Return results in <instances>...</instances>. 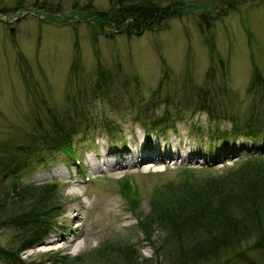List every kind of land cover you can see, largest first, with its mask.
I'll return each instance as SVG.
<instances>
[{
    "label": "rangeland",
    "instance_id": "rangeland-1",
    "mask_svg": "<svg viewBox=\"0 0 264 264\" xmlns=\"http://www.w3.org/2000/svg\"><path fill=\"white\" fill-rule=\"evenodd\" d=\"M113 1L0 0V146L29 142L25 145L34 149L22 158L34 159L35 152L47 151L40 133L45 131L51 142L56 123L73 134L71 146L81 162L76 165L67 152L60 151L36 162L20 179L23 186L56 182L54 195L61 203L48 234L20 253L32 264H124L121 252L130 244L137 264H144L142 259L164 264L163 253L172 249L167 231L150 219L144 234L136 217L144 222L152 200L165 193L161 191L166 185L184 179V169L202 179L233 171L253 154L262 153L264 161L262 132L257 140L209 138L213 129L231 127L232 119L258 121L264 114V0H246L222 14L215 0H154L163 6L185 4L181 15L159 30L108 38L94 32L83 16L87 7L106 10ZM202 7L217 14L209 26L206 21L199 24ZM98 65L113 91L105 99L96 97L101 91H91ZM161 79L157 100L149 99ZM187 85L198 92L209 91L216 110L224 109L223 116L198 110L195 91L171 110L184 115L175 124L176 132L151 136L135 122L138 109L149 118L156 116L166 106L164 94ZM117 124L119 133L104 131L103 127ZM143 143L147 157L130 165L121 161L114 169H93L89 164L102 148H140ZM171 147L176 152L172 157L180 154L181 158L162 156ZM155 150L159 154L151 160ZM126 178L135 186L136 206L120 192L119 183ZM0 225V245L21 247L18 232L9 223ZM77 226L82 228L79 247L62 248ZM257 233H251L244 244L251 247L248 259L260 260L253 246Z\"/></svg>",
    "mask_w": 264,
    "mask_h": 264
},
{
    "label": "trees",
    "instance_id": "trees-1",
    "mask_svg": "<svg viewBox=\"0 0 264 264\" xmlns=\"http://www.w3.org/2000/svg\"><path fill=\"white\" fill-rule=\"evenodd\" d=\"M215 1L220 4L222 9L220 8L218 12L222 14L225 8L238 7L240 2L246 0ZM183 4H185L184 1L163 6L154 0H115L106 10L87 7L88 10L83 18L90 20L88 25L94 32L97 31L98 34L108 38L120 33L132 36L166 26L169 19L181 15ZM199 12L200 26L203 21H206L209 26L210 20L217 18V14L214 16L206 7H202ZM200 28L203 30L202 27ZM254 72L255 76L259 75L256 67ZM161 82L162 79L152 98L149 99L157 100ZM93 90L101 91L96 97L104 99L112 91L111 86L108 85V75L100 65L97 66L96 80L92 82L91 91ZM195 91L198 92L191 89L189 85L180 91L171 89L164 94L166 106L161 112L149 118L142 109H138L137 113L134 112L136 113L134 120L151 134L159 132L163 135L168 130L176 132L175 124L182 117L184 118V115H175L171 110L173 107L180 106L182 101L186 102L190 95L188 93ZM197 95L195 99L199 102V106L195 107L198 110H205L211 116L220 112L223 116L224 109L216 110L210 100L209 91H201ZM72 108L77 113L76 108ZM96 128L97 126H94L92 129ZM103 128L107 134L120 131L118 124ZM89 130L91 128L86 129V131ZM53 132L55 139L51 142L49 138H46L45 131L40 133L42 137L39 140L47 145V151L46 153L35 152L34 159L31 158V160L22 158L34 149L30 144L25 145L29 143L27 138L23 139L27 142L25 144L0 146L2 149L0 151V223H9V226L18 232L22 241V246L18 248H4L0 245V259L4 261V264H32L20 258V253L30 248L31 243L43 239L48 234V229L54 226V220L58 216L61 203L54 195L56 186L54 183H31L23 186L20 181L22 175L45 156L60 151L72 153L73 134L56 123L53 124ZM261 132L264 133V114L258 121L237 122L232 119L231 127H217L210 132L209 138L223 141L237 138L257 140ZM262 155V153L250 155L241 163V167L214 177L197 178L192 170L188 172L184 169V179L176 185L167 184L166 190L161 191L166 194L152 200L150 213L144 216V222L142 223L141 219L136 217L144 234H147V223L150 219L155 220L154 222L167 231L166 241L167 244L171 243L172 249L168 251V254L163 253L164 264H229L230 262L264 264V233L262 232L264 161ZM119 185L120 192L126 196L129 203L133 202V206H136L138 197L135 194V188L133 189L127 179L120 181ZM129 210L133 211L130 206ZM254 232H258L253 246L256 247L260 260L248 259L251 247L244 246L251 237L250 234ZM13 241L16 242L15 239ZM134 248L130 244L122 249L121 253L125 255L124 264H137ZM118 251H121L120 247ZM142 261L144 264L149 263V259H142Z\"/></svg>",
    "mask_w": 264,
    "mask_h": 264
},
{
    "label": "bare ground",
    "instance_id": "bare-ground-1",
    "mask_svg": "<svg viewBox=\"0 0 264 264\" xmlns=\"http://www.w3.org/2000/svg\"><path fill=\"white\" fill-rule=\"evenodd\" d=\"M146 149H148L147 145L144 146L143 148H138V146L136 147H131V148H127V147H122L117 148V147H111V148H104L103 152L99 154V159H90V166L93 169H101L103 166L106 167L107 169H111L119 164L121 161H124L126 163H135V161H139L144 159V157H147V155H145ZM127 154L128 156H125L124 154ZM175 149L173 147H171L170 150H167L166 152H164V154H162V156H165L167 158L172 157L173 154H175ZM123 154V155H122ZM159 154V151L155 150L153 152V155H149L151 160H155L156 156ZM155 155V156H154ZM122 157V158H121ZM173 159H179L181 158L180 154H177L176 157H172ZM163 159V157L161 158ZM57 173V171H56ZM58 175H62L61 172L58 171L57 173ZM71 192H76V189H72ZM66 227H69V225H66ZM77 231L74 232L73 234V238L72 240H70L69 242H66V244H64L62 246V248L64 247H71L72 248H78L79 247V243H78V239L79 237L82 235V228L77 226ZM52 242L56 241V240H51Z\"/></svg>",
    "mask_w": 264,
    "mask_h": 264
}]
</instances>
